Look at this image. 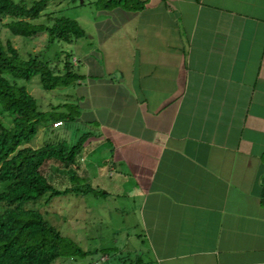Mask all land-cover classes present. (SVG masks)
<instances>
[{
    "label": "crops",
    "instance_id": "1",
    "mask_svg": "<svg viewBox=\"0 0 264 264\" xmlns=\"http://www.w3.org/2000/svg\"><path fill=\"white\" fill-rule=\"evenodd\" d=\"M139 1L73 64L71 167L136 213L130 264H264V0Z\"/></svg>",
    "mask_w": 264,
    "mask_h": 264
},
{
    "label": "trees",
    "instance_id": "2",
    "mask_svg": "<svg viewBox=\"0 0 264 264\" xmlns=\"http://www.w3.org/2000/svg\"><path fill=\"white\" fill-rule=\"evenodd\" d=\"M49 1L35 0L27 6L24 2L0 0V19H9L5 26L14 36L31 38L45 33L50 40L65 43L84 37L78 23L69 18L55 19L51 26L32 23L40 18ZM103 2L101 7L104 10L138 11L144 7L139 0ZM70 59L71 56L67 55L63 70L56 72L50 63L37 57L22 59L10 41L4 44L0 39V114L11 120L8 127L0 123V264H53L64 256L85 255L86 252L64 238L39 211L25 206L45 195L49 198L71 193L107 196L88 186L83 190H58L42 172L43 166L50 162L75 172L71 166L75 164L88 134H83L74 145L58 136L39 148L28 146L40 126L53 122L59 124L58 127L66 120L73 122L75 116L40 111L34 97L16 80L28 82L38 76L46 91L68 87L81 78ZM72 173L69 180L75 184L78 178Z\"/></svg>",
    "mask_w": 264,
    "mask_h": 264
},
{
    "label": "rangeland",
    "instance_id": "3",
    "mask_svg": "<svg viewBox=\"0 0 264 264\" xmlns=\"http://www.w3.org/2000/svg\"><path fill=\"white\" fill-rule=\"evenodd\" d=\"M24 2L31 6L35 0H14ZM103 0H50L42 11L40 18L33 21L35 25L44 24L51 26L55 19L69 18L78 23L84 31V37L72 39L71 43L50 40L48 35L41 33L35 37L24 38L14 36L6 28L9 19H0V39L5 44L10 41L18 50L22 59L27 60L30 56L50 63L51 69L61 72L64 68L67 55L81 57L82 44L89 36L94 35V23L100 19L99 11L102 9ZM74 66V65H73ZM12 81V79H10ZM19 86H24L34 97L38 108L43 112H52L56 115H68L70 109H76V102L66 99V94L72 93L73 87L58 88L52 91L43 89L38 76L30 81L16 80ZM0 123L5 126L11 125V120L0 114ZM49 123L40 126L36 137L28 146L36 149L56 138L63 139L69 145H74L79 138L87 132L79 123L65 121L63 125ZM57 129V130H56ZM56 130L58 133L52 132ZM74 170V168H72ZM75 171V170H74ZM42 172L47 180L58 188H78L85 182L83 178L77 179L75 186L69 180L72 172L55 163H46ZM76 177L80 172H73ZM90 174L92 172L90 171ZM94 180V178H92ZM96 181L91 182V187L98 191L97 187L104 193L108 188L106 185L96 186ZM2 185H0V188ZM99 192V191H98ZM125 202L116 201L103 196L93 194L79 195L75 193L66 196L49 198L43 196L36 202L28 203L25 208L39 211L45 220L55 227L64 238L74 242L85 255L64 256L53 264H130L136 257L147 260L145 246L138 240L139 229L136 213L126 205ZM123 205V206H122ZM122 209L117 212L116 209ZM103 256V257H102ZM106 259L102 261V259Z\"/></svg>",
    "mask_w": 264,
    "mask_h": 264
},
{
    "label": "built area",
    "instance_id": "4",
    "mask_svg": "<svg viewBox=\"0 0 264 264\" xmlns=\"http://www.w3.org/2000/svg\"><path fill=\"white\" fill-rule=\"evenodd\" d=\"M72 62H73L74 65H76L78 61H77V59L73 58ZM74 169H76L75 166H74Z\"/></svg>",
    "mask_w": 264,
    "mask_h": 264
},
{
    "label": "water",
    "instance_id": "5",
    "mask_svg": "<svg viewBox=\"0 0 264 264\" xmlns=\"http://www.w3.org/2000/svg\"><path fill=\"white\" fill-rule=\"evenodd\" d=\"M80 3H82V0H80Z\"/></svg>",
    "mask_w": 264,
    "mask_h": 264
}]
</instances>
